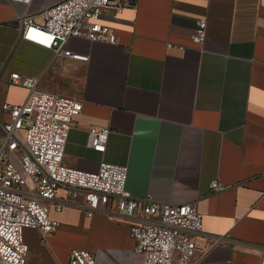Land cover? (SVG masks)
Here are the masks:
<instances>
[{
    "label": "crops",
    "instance_id": "0c3cea01",
    "mask_svg": "<svg viewBox=\"0 0 264 264\" xmlns=\"http://www.w3.org/2000/svg\"><path fill=\"white\" fill-rule=\"evenodd\" d=\"M57 1L0 0V133L1 105L29 94L11 82L13 72L35 79L37 90L75 97L82 109L63 164L85 172L102 161L126 165L133 197L193 203L203 217L194 264H264V0H137L97 21L112 28L116 43L69 40L87 61L21 39V17L39 23ZM199 19L205 39L195 43ZM91 126L111 130L102 154L86 146ZM213 179L226 188L210 193ZM50 217L58 225L46 242L25 232L37 260L30 264H67L73 248L128 263L133 219L87 217L75 207L51 209Z\"/></svg>",
    "mask_w": 264,
    "mask_h": 264
},
{
    "label": "built area",
    "instance_id": "2783aa9c",
    "mask_svg": "<svg viewBox=\"0 0 264 264\" xmlns=\"http://www.w3.org/2000/svg\"><path fill=\"white\" fill-rule=\"evenodd\" d=\"M136 2L59 0L41 10L39 23L21 17L20 37L55 56L87 61V54L68 47L69 40L116 43L112 28L97 21L105 15L115 18ZM205 26V19L197 21L195 43L204 41ZM10 78L28 88L29 94L22 104L1 105L7 118L0 133V264H26L29 247L23 230H37L46 242L58 225L50 210L60 212L63 207L82 208L87 217L118 212L133 219L129 233L134 248L126 253L127 264H194L196 238L203 232V217L196 206L157 201L150 194L133 197L125 188L126 165L102 161L96 172H85L63 164L68 132L81 112V101L37 90L35 79L21 78L17 72ZM110 132L109 127H89L86 146L104 153ZM225 188L216 179L208 184L212 194ZM208 249L205 245L200 251ZM99 259L111 264L101 250L73 248L67 264H97Z\"/></svg>",
    "mask_w": 264,
    "mask_h": 264
},
{
    "label": "rangeland",
    "instance_id": "374dc122",
    "mask_svg": "<svg viewBox=\"0 0 264 264\" xmlns=\"http://www.w3.org/2000/svg\"><path fill=\"white\" fill-rule=\"evenodd\" d=\"M26 230H35V229H31V228H25L24 230H23V238H24V241L27 243V241H26V238H25V232H26ZM35 231H37V230H35ZM38 232V231H37ZM39 233V232H38ZM39 241L41 242V243H43L42 241H41V239H40V236H39ZM27 245H28V247H29V244L27 243ZM35 253L33 252V250H30V248H29V252H28V255H27V259H26V264H30V263H33V261H37L36 259H35Z\"/></svg>",
    "mask_w": 264,
    "mask_h": 264
}]
</instances>
